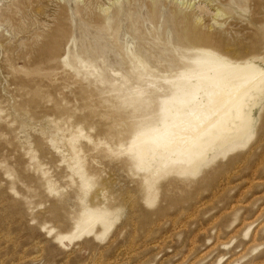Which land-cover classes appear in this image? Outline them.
<instances>
[{
	"label": "rangeland",
	"instance_id": "obj_1",
	"mask_svg": "<svg viewBox=\"0 0 264 264\" xmlns=\"http://www.w3.org/2000/svg\"><path fill=\"white\" fill-rule=\"evenodd\" d=\"M64 3L74 35L51 56ZM208 3L0 0V264H264V88L200 158L150 151L142 167L135 144L169 118L185 74L212 72L206 53L264 71V0L220 17ZM187 4L208 49L155 35L154 12L162 24Z\"/></svg>",
	"mask_w": 264,
	"mask_h": 264
},
{
	"label": "bare ground",
	"instance_id": "obj_2",
	"mask_svg": "<svg viewBox=\"0 0 264 264\" xmlns=\"http://www.w3.org/2000/svg\"><path fill=\"white\" fill-rule=\"evenodd\" d=\"M208 1L216 4V17H220L231 15L236 9L247 11L251 0ZM119 2L120 0H115V3ZM68 4H59L61 10L60 19L55 26L56 35L53 37L56 40L54 42L50 41L53 44L48 42L51 45V48L48 46L51 49V56H56L54 53H56L58 44H55V41H65L74 35L72 32L73 26L69 24L73 11L70 10ZM192 4H187L185 11L178 8L172 9L162 24H160L161 21L159 22L161 15L159 16L157 12H154L151 15L150 22L153 25L156 37L162 38L167 43L174 38L180 49H208L212 45L211 33L205 31L201 24V18L197 16L195 19L189 14L187 8H193L194 5ZM100 7L101 11L109 12L108 7ZM74 11L75 15L83 14L85 16L86 14L87 17L92 13L91 8H88L85 12L80 11L78 3ZM252 19H255V16ZM262 41L264 45V35L262 36ZM46 46H44L45 49H41L42 54L49 52V48H46ZM206 54L208 58L204 63L212 72L206 73L198 79L191 74H185L178 84L180 88L179 97L169 100L168 104L172 106L169 112L166 111L170 113L169 118L159 129L135 142L140 147L148 145V148L144 149L141 154L143 163L141 160L140 163L142 167L145 165V160L150 158L148 153L150 151L161 155V161L168 158L171 154H175L178 159L183 160L200 158L211 145L226 140L229 137L228 135L231 134L233 127L241 130L247 123L251 103L255 100V96L262 92L264 88V71L251 66L227 64L215 56H210V53ZM54 60L57 61L58 58H54ZM203 85H207L205 89L202 87ZM141 102L142 106L147 109L149 106L148 101L147 104L144 101ZM131 106H128L130 110L118 114L122 122L136 115L134 112L139 106L138 103L131 104ZM124 133V135L130 136V130H124ZM120 145L122 146V144Z\"/></svg>",
	"mask_w": 264,
	"mask_h": 264
}]
</instances>
